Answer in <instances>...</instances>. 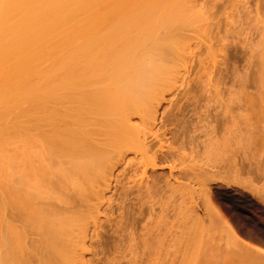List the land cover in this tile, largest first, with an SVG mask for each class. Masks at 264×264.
Instances as JSON below:
<instances>
[{
	"label": "rangeland",
	"instance_id": "rangeland-1",
	"mask_svg": "<svg viewBox=\"0 0 264 264\" xmlns=\"http://www.w3.org/2000/svg\"><path fill=\"white\" fill-rule=\"evenodd\" d=\"M163 4L182 39L177 81L156 121L129 119L136 138L107 156L109 189L84 186L88 199L73 195L66 206H78L84 226L72 244L77 264H237L245 252L264 255V0H109L107 22ZM26 231L27 240L39 235Z\"/></svg>",
	"mask_w": 264,
	"mask_h": 264
},
{
	"label": "bare ground",
	"instance_id": "bare-ground-1",
	"mask_svg": "<svg viewBox=\"0 0 264 264\" xmlns=\"http://www.w3.org/2000/svg\"><path fill=\"white\" fill-rule=\"evenodd\" d=\"M108 1L0 0V264H77L84 226L66 206L88 199L84 186L109 189L107 156L136 138L129 119L156 121L177 81V14L163 4L108 23Z\"/></svg>",
	"mask_w": 264,
	"mask_h": 264
}]
</instances>
